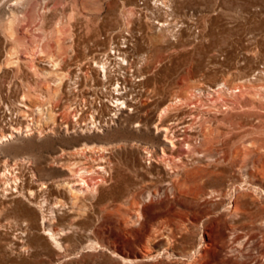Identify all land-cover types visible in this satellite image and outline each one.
I'll return each instance as SVG.
<instances>
[{
  "label": "bare ground",
  "instance_id": "bare-ground-1",
  "mask_svg": "<svg viewBox=\"0 0 264 264\" xmlns=\"http://www.w3.org/2000/svg\"><path fill=\"white\" fill-rule=\"evenodd\" d=\"M13 1L0 3V6L9 4L11 13L8 19L0 21V30L9 44L4 54H0V80L3 74H17L23 67L28 73L21 78L17 100L8 102L0 89V105H5L10 115L9 121L0 115V151L15 143L19 136L31 140L33 135L38 138L64 135V139L70 141L107 136L113 130L115 135L129 131L143 139L150 137L154 130L158 136L151 140H156L157 146L134 141L135 147L144 152V169L148 173L156 170L161 176L160 183H165L161 188L147 190L146 198L150 201L159 196L162 200L168 199L169 193L178 196L182 180L183 189L187 190L191 189L186 187L189 181L216 174L201 169L204 161L213 163L216 170V166L235 168L236 162H243L232 187L233 205L240 190H255L264 197V188L253 180L258 162L264 158V69H249V64L258 56L260 39L257 35L251 34L250 44L241 49L242 55L222 49L223 60L212 58L211 70L216 73L213 80L208 79L205 72L194 80L202 69L201 61L182 55L175 58V54L153 61L151 65L158 72H149L146 68L150 57L140 54L136 35L148 37L150 50L164 43L174 47L187 34L193 39L190 45L199 48L209 43L208 36H213V30L206 35L199 24L206 18L212 22L211 26L217 21L213 23L205 10L183 8L177 14L175 0H142V4L135 2V7L124 14L122 30L104 38L107 39L105 49L85 63L88 67L82 69L84 64L76 63L72 72L68 68L75 52L71 18L58 21L47 31L44 15H40L42 36L33 41L26 34L20 35L22 28H19L35 11L33 0H15L11 4ZM132 18L141 21L138 28L132 26ZM22 52L28 54L25 59L21 58ZM33 56L48 68L39 67ZM242 61L244 66L240 65ZM160 73L162 80L158 78ZM173 85L175 87L165 94V89ZM125 114L128 123L121 127L119 122ZM221 125L228 131H237L238 142L226 138L227 131L218 128ZM122 147L85 143L72 153L63 150L61 156L71 155L77 160L70 159L60 165L67 171V177L55 187L59 192L63 190L67 202L55 198L54 203L46 198L50 182L40 180L35 159L19 157L13 161L0 153V211L12 205L20 206L25 201L26 210L35 213L32 206H36L42 213L46 240L61 248L59 240L64 231H55L48 220H55L57 212L67 205L78 209L81 203L85 206L84 201L107 196L115 184H112L115 176L114 167L110 166L112 161L106 154H113ZM121 182L117 179L116 184ZM212 194L224 196L223 191L218 190H213ZM139 204L142 203L134 205L133 217L143 224L147 216L142 209L144 206ZM191 213L193 216L212 215V211L201 209H192ZM237 216L242 219L245 213Z\"/></svg>",
  "mask_w": 264,
  "mask_h": 264
},
{
  "label": "rangeland",
  "instance_id": "rangeland-1",
  "mask_svg": "<svg viewBox=\"0 0 264 264\" xmlns=\"http://www.w3.org/2000/svg\"><path fill=\"white\" fill-rule=\"evenodd\" d=\"M135 2L140 5L144 1L33 0L35 11L29 19L20 23V35L26 34L33 41L40 40V15H44V29L47 31L58 21L65 22L71 18L75 52L68 68L73 72L77 64L83 63L84 69L88 67L85 63L90 58L97 57L105 49L107 39L104 38L110 34L115 36L122 30L126 18L124 14L135 7ZM8 5L0 6V21L10 17ZM183 8L205 10L213 23L217 21L211 26L212 22L206 18L199 24L206 35L213 30V36H208L209 43L205 42L204 47L199 48L190 45L193 39L187 34L174 47L164 43L150 50L148 37L136 35L140 41V54L150 57L146 71L158 72L151 63L175 54V58L182 55L201 61L202 69L196 73L194 80L204 72L208 79L213 80L216 73L211 70L212 58L216 56L223 60L222 49L242 55L241 49L250 44L251 34L258 36L260 44L257 47L258 56L249 64V69H264V0H175L176 13L179 14ZM130 21L134 28H138L141 22L135 18ZM8 48L9 44L0 30V54ZM27 56L22 52V59ZM36 58L32 57L39 67L48 68ZM240 65L245 63L242 61ZM27 73L23 67L17 74L7 72L2 75L0 89L2 97L8 102L17 100L21 80ZM176 76L173 78L175 81ZM158 78L164 79L161 73ZM172 87L175 85L165 89V94ZM0 115L9 121L5 105H0ZM126 123L128 117L125 114L119 124L124 127ZM223 126L218 128L227 131L226 138L238 142V132L228 131ZM132 127L137 131L135 124ZM114 132L111 130L107 136L80 137L70 141L64 139V135L46 138L33 135L31 140L19 136L15 143L3 147L0 153L10 160L19 157L35 159L40 180L50 182L46 198L49 203H54L55 198L67 202L63 190L59 192L55 187L67 177V171L61 168V164L77 160L71 155L61 156L63 150L72 153L85 143L123 146L113 154H106L112 161L110 166L114 167L115 176L112 182L115 184L107 196L84 201L85 206L81 203L78 209L67 205L57 212L55 220H48L55 231H64L59 240L61 248L52 246L46 240L42 213L36 206H32L35 213L26 210L25 201L20 206L12 205L0 211V264H264V197L255 190H240L236 194V204H232V187L237 182L238 170L244 166L241 160L236 162L235 168L216 166L218 170L214 169L213 163L204 161L201 169L216 174L189 181L186 187L191 189L187 190L183 189L182 180V191L178 196L169 193L168 199L162 200L159 196L150 201L146 198L147 190L161 188L165 183H160L161 176L156 170L148 173L144 169V152L135 147V140H139L140 144L157 146L156 140L151 138L157 137L158 133L153 130L150 137L142 139L129 131L124 132L125 136L115 135ZM161 139L164 137L161 136ZM117 179L122 182L116 184ZM253 180L257 186L264 188V158L259 160ZM213 190L223 191V198L211 195ZM137 203H142L139 205L144 208H140L147 216L143 224L133 217V208ZM192 209L209 210L212 215L193 216ZM242 213L245 217L241 219L237 214Z\"/></svg>",
  "mask_w": 264,
  "mask_h": 264
}]
</instances>
